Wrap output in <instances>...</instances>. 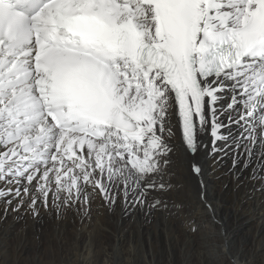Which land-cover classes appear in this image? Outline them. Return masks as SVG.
<instances>
[{"label":"snow or ice","instance_id":"snow-or-ice-1","mask_svg":"<svg viewBox=\"0 0 264 264\" xmlns=\"http://www.w3.org/2000/svg\"><path fill=\"white\" fill-rule=\"evenodd\" d=\"M201 153L264 185V0H0V219L170 212Z\"/></svg>","mask_w":264,"mask_h":264},{"label":"bare ground","instance_id":"bare-ground-1","mask_svg":"<svg viewBox=\"0 0 264 264\" xmlns=\"http://www.w3.org/2000/svg\"><path fill=\"white\" fill-rule=\"evenodd\" d=\"M174 131L175 136L171 142L176 145L177 153L183 155L180 130L177 128ZM201 159L205 164L204 175L201 178L194 177L196 188L191 189L193 194H186L182 199L169 197L165 200L189 208V215L184 222L177 223V226L183 230L189 228L191 231L190 228L202 224L204 220L202 217L207 214H204L207 210L212 211L213 217L222 223L224 229L229 227L230 220L237 222L235 227L240 226L235 230L241 228L244 230L257 222L264 224V200L261 201L263 196L261 197L259 192L261 186L249 192L245 198H238L233 205L228 199L230 189L225 183L218 185V179L223 174L222 160L215 163L203 153ZM191 178L193 176L187 168H178L175 175L165 177L170 179L171 183L180 181L186 187ZM202 187L205 190L203 201ZM206 204L210 207H206ZM251 206L253 209L249 212ZM151 211L152 208L148 206L144 208L133 205L124 208L117 205L110 210L97 205L92 209L90 217H84L76 211L58 216L54 211L43 209L36 217L23 211L9 213L0 219V264H179L178 253H181L179 246L183 242L173 234L177 231L176 225L167 228L171 215L165 218L166 222L160 220L158 237L153 233L146 242L131 241L130 231L133 225L142 221L133 224L131 217L139 214L149 219ZM161 211L163 210H159ZM174 211L178 213L176 208ZM166 213L168 211L164 214ZM190 221L194 223H189ZM31 234H35V240L31 238ZM112 235L114 238H111ZM210 237L211 233H208L202 240V246L199 245L201 250L198 252L195 250L197 254L194 251L196 255L191 250L184 252L182 256L184 264H193L196 259L201 261V264L213 263V257L217 252L209 250ZM186 245L191 249L193 247L191 242L185 243ZM181 248L184 250V247ZM258 250H263V244L255 241L253 248L236 246V249H229L226 256L232 264H253L254 251ZM222 262L223 260L220 264Z\"/></svg>","mask_w":264,"mask_h":264},{"label":"rangeland","instance_id":"rangeland-1","mask_svg":"<svg viewBox=\"0 0 264 264\" xmlns=\"http://www.w3.org/2000/svg\"><path fill=\"white\" fill-rule=\"evenodd\" d=\"M258 166L259 165L253 164L252 167L249 168L233 169L232 160L230 157H224L222 159L221 167L223 169L222 171L223 174L218 179V185L221 183H225V186L228 189H230L228 199L233 205H235V203L238 201V198L240 197L245 198L247 194L252 190H254L255 188L259 186H261V188L264 187V185L261 184V181L252 173V168ZM237 172H239L238 178L236 176ZM193 179L194 177L191 178V181L188 184H186L187 187L185 186V184H182V182L180 181L172 182L174 187L165 197V200H167L169 197L171 199H182L185 197L186 194H193L191 192V189L196 188L195 186L196 184ZM260 189H259L260 196L261 197L263 196L261 201H263L264 191H261ZM166 203L170 208V212L168 211V213L166 214H164L165 211L162 208H152L151 217L149 219H145L143 218L142 215L139 214H134L131 217L133 224H135L136 221L142 220L139 224L133 225V228L130 231L132 236L131 241L137 243L146 242L148 241L147 238L153 233H155L158 237L160 235L159 232L160 220H164L166 222L168 216L171 215L170 217L171 221L169 220V222L167 223L168 224L167 228L169 226L176 225L177 231L174 232L173 234L183 242L179 246L181 250V253H178L179 264H184L182 258L184 252L186 253L188 250H191L192 253L195 254L196 251L198 252L199 250H201L199 248V245L202 246L201 242L203 239H205L208 233L209 234L211 233V237L209 239L210 241L208 242L210 245L209 250H211L212 252L215 251V253L217 252V255L214 253L216 256L214 255L213 263L210 262L211 264H220L222 260H223L222 262L223 264H226L227 262L228 264H230L231 260L228 258V256H226L229 252V249H236V246L247 247L251 249L253 248L255 241H259L260 243L263 244V250L254 251L255 256L253 257L254 258L253 264H264V224L263 223L257 224L258 223L257 222L244 230H242V228L239 230H235L238 229L240 226L235 227V225H237V222L230 220L231 224L229 223V227L227 229H224L222 227V223L216 221V219L213 217L212 211L207 210L204 213L207 214L203 215L202 217V219H204L202 221V224H198L199 226L198 231L192 232L189 231V228L183 230L181 227L177 226L178 225L177 223H182L185 221V218H187V216L190 213L189 208L184 205L183 210L181 212L179 211L178 213H175L174 211L175 208L172 207L173 202L170 203L167 201ZM146 206L147 204L143 205L142 207L145 208ZM252 209L253 206L250 207L249 212H251ZM159 210H163V211L159 212ZM213 225L215 227H213ZM217 225H220V227L217 228L218 227ZM257 226H259L258 227L259 229H257ZM233 230L235 231V233ZM31 238L35 240V234H31ZM111 238H114V235H112ZM187 242L192 243L193 246L192 249L187 245L185 246V243ZM181 247H184V250ZM196 260L194 261L193 264H201V261H198V259Z\"/></svg>","mask_w":264,"mask_h":264}]
</instances>
